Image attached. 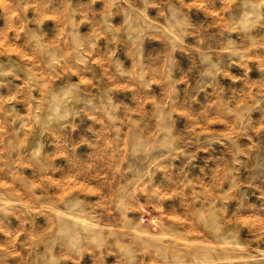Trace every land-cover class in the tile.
I'll list each match as a JSON object with an SVG mask.
<instances>
[{
    "label": "rangeland",
    "instance_id": "rangeland-1",
    "mask_svg": "<svg viewBox=\"0 0 264 264\" xmlns=\"http://www.w3.org/2000/svg\"><path fill=\"white\" fill-rule=\"evenodd\" d=\"M0 264H264V0H0Z\"/></svg>",
    "mask_w": 264,
    "mask_h": 264
}]
</instances>
